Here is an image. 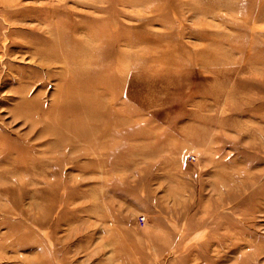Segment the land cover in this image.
Returning <instances> with one entry per match:
<instances>
[{"label": "rangeland", "instance_id": "rangeland-1", "mask_svg": "<svg viewBox=\"0 0 264 264\" xmlns=\"http://www.w3.org/2000/svg\"><path fill=\"white\" fill-rule=\"evenodd\" d=\"M0 264H264V0H0Z\"/></svg>", "mask_w": 264, "mask_h": 264}, {"label": "bare ground", "instance_id": "bare-ground-1", "mask_svg": "<svg viewBox=\"0 0 264 264\" xmlns=\"http://www.w3.org/2000/svg\"><path fill=\"white\" fill-rule=\"evenodd\" d=\"M93 19V18H92ZM73 29V28H72ZM60 33V32H59ZM57 35H59L58 33H57ZM66 36V35H65ZM87 38V37H86ZM55 39V38H54ZM61 39V38H60ZM65 39H66V37H65ZM51 40V39H50ZM75 44V43H74ZM76 45V44H75ZM76 47V46H75ZM54 49H56V48H54ZM90 49V48H89ZM93 51V50H92ZM99 51V50H98ZM40 52V51H39ZM95 52H97V51H95ZM100 52V51H99ZM105 52V51H104ZM41 54V53H40ZM73 54V53H72ZM90 54V53H89ZM99 54V53H98ZM105 54H107L106 52H105ZM70 54H68L67 56H69ZM74 55V54H73ZM84 55V54H83ZM86 55H88V54H86ZM102 55V51L100 52V56ZM36 56H38V55H35V57H33V58H36ZM53 56V55H52ZM80 56V55H79ZM99 56V55H98ZM105 56V55H104ZM55 57H56V55H55ZM63 57V56H62ZM73 57V56H72ZM85 57H87V56H85ZM48 58V57H47ZM68 58H70V57H68ZM90 58V57H89ZM101 58H104V57H101ZM106 58V57H105ZM40 59V58H39ZM42 59H43V57H42ZM58 59V58H57ZM67 60V59H66ZM70 60V59H69ZM68 60V61H69ZM82 60V59H81ZM85 60V59H84ZM87 60H89L88 58H87ZM92 59H90V61H91ZM77 61V60H76ZM78 62H80L79 60H78ZM82 63H83V61H82ZM90 62H88V64H89ZM85 65H87V64H85ZM76 66V65H75ZM81 70H82V68H80ZM89 72V71H88ZM86 73V72H85ZM91 73V72H90ZM80 74V73H79ZM81 75V74H80ZM78 76V75H77ZM95 76V75H94ZM93 76V77H94ZM89 77V76H88ZM80 78V77H79ZM81 79H82V76H81ZM80 79V80H81ZM85 80V79H84ZM74 81V80H73ZM87 81V80H86ZM85 84H89V83H85ZM80 86H81V84H80ZM86 87V86H85ZM83 88V87H82ZM89 88V87H88ZM81 89V88H80ZM73 90H75V89H73ZM78 90V89H77ZM77 90H76V92H77ZM80 93V92H79ZM80 108V107H79ZM84 109V108H83ZM70 128V127H69ZM71 129V128H70Z\"/></svg>", "mask_w": 264, "mask_h": 264}, {"label": "built area", "instance_id": "built-area-1", "mask_svg": "<svg viewBox=\"0 0 264 264\" xmlns=\"http://www.w3.org/2000/svg\"><path fill=\"white\" fill-rule=\"evenodd\" d=\"M193 158H194V157H193ZM140 219H141V221H142V222H144V221H145V218H144V217H141Z\"/></svg>", "mask_w": 264, "mask_h": 264}]
</instances>
